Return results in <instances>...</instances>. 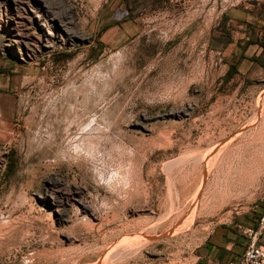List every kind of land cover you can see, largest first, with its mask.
Wrapping results in <instances>:
<instances>
[{"label": "rangeland", "instance_id": "374dc122", "mask_svg": "<svg viewBox=\"0 0 264 264\" xmlns=\"http://www.w3.org/2000/svg\"><path fill=\"white\" fill-rule=\"evenodd\" d=\"M42 1L50 46L0 33V264H188L263 208L264 79L221 83L251 0Z\"/></svg>", "mask_w": 264, "mask_h": 264}, {"label": "crops", "instance_id": "0c3cea01", "mask_svg": "<svg viewBox=\"0 0 264 264\" xmlns=\"http://www.w3.org/2000/svg\"><path fill=\"white\" fill-rule=\"evenodd\" d=\"M174 1L164 0L171 8ZM171 8L165 14L173 15ZM221 14V19L232 26L229 38L221 48L230 49L225 58L226 72L221 83H242L248 78H252V82L264 79V0L231 4ZM232 69L234 72L228 76V71ZM2 75L0 68V113L4 94ZM263 210L264 205L262 209L257 205L251 211L237 212L230 218L216 222L194 248L192 261L188 264H218L239 260L249 240L238 232L237 224H257Z\"/></svg>", "mask_w": 264, "mask_h": 264}, {"label": "bare ground", "instance_id": "6f19581e", "mask_svg": "<svg viewBox=\"0 0 264 264\" xmlns=\"http://www.w3.org/2000/svg\"><path fill=\"white\" fill-rule=\"evenodd\" d=\"M56 17L42 0H0V30L6 39L9 36L3 45L18 48L22 58L38 50L40 44L50 46L66 33L64 23Z\"/></svg>", "mask_w": 264, "mask_h": 264}, {"label": "built area", "instance_id": "2783aa9c", "mask_svg": "<svg viewBox=\"0 0 264 264\" xmlns=\"http://www.w3.org/2000/svg\"><path fill=\"white\" fill-rule=\"evenodd\" d=\"M0 33L4 34V32L1 30ZM16 49H17V53H19L18 48ZM16 49H10V50H16ZM34 53L35 52L26 55L23 58L19 53V56L22 59H25L26 57H31ZM236 228L239 233L248 237L249 241L246 246V249L239 260H229L226 262H219L218 264H264V210L261 213L257 224L246 225V224L238 223Z\"/></svg>", "mask_w": 264, "mask_h": 264}, {"label": "trees", "instance_id": "16d2710c", "mask_svg": "<svg viewBox=\"0 0 264 264\" xmlns=\"http://www.w3.org/2000/svg\"><path fill=\"white\" fill-rule=\"evenodd\" d=\"M233 72H234L233 69L232 70H229L228 71V76L231 75Z\"/></svg>", "mask_w": 264, "mask_h": 264}]
</instances>
